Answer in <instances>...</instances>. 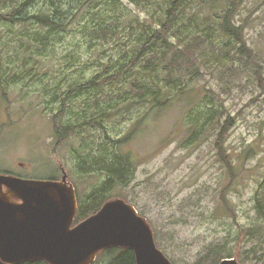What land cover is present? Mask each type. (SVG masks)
I'll use <instances>...</instances> for the list:
<instances>
[{
  "label": "rangeland",
  "instance_id": "rangeland-1",
  "mask_svg": "<svg viewBox=\"0 0 264 264\" xmlns=\"http://www.w3.org/2000/svg\"><path fill=\"white\" fill-rule=\"evenodd\" d=\"M121 1L129 10L123 18L110 21L111 29L119 34L107 42L100 39L91 45L81 33L80 27L92 17L91 10L85 8L82 19L65 34L64 44L40 70L6 64L9 50L0 58V174L27 181H61L66 177L81 195L105 180L101 175L82 176L73 170L77 163L74 149L100 138L103 132L86 129L81 136L59 144L53 115L61 108V101L51 100L56 94L65 98L72 83L86 82L105 72L118 50L131 49L126 34L131 31V15L142 23L150 16L147 9ZM123 7L120 5V10ZM238 21L248 22V44L264 65V0H243ZM184 24L189 22H180L177 31L184 30ZM135 33H143V28ZM71 53L76 54L77 62L66 60ZM211 53L206 51L204 55L202 76L184 94L174 95L166 108H151L139 132L125 147L134 153L139 165L134 182L117 194L143 215L173 264H195L220 248L234 253L236 258L232 259L237 260L238 255L258 246L257 240L247 236L246 228L259 220L254 200L264 182V89L255 79L237 72L238 62L228 63L223 72ZM206 98H213L220 110L225 107L224 119L235 117V126L223 141L233 158L230 172L218 156L215 130L198 145H187L188 116L206 110ZM75 100L80 110L92 103L84 98ZM145 107L127 110L125 116L106 122L108 131L113 135L126 132ZM62 118L66 122L69 115ZM253 148L259 151L253 158L240 155L249 149L246 155H251ZM255 252L247 254L249 264H261L252 261V257L262 255L261 248L256 247Z\"/></svg>",
  "mask_w": 264,
  "mask_h": 264
},
{
  "label": "trees",
  "instance_id": "trees-1",
  "mask_svg": "<svg viewBox=\"0 0 264 264\" xmlns=\"http://www.w3.org/2000/svg\"><path fill=\"white\" fill-rule=\"evenodd\" d=\"M126 1L147 9L150 16L142 23L131 15V31L126 32L131 49L118 50V56L110 59L105 72L89 81L72 83L65 98L56 94L51 100L61 101V108L53 115L54 136L59 144L64 145L72 137L81 136L86 129L103 132L100 138L81 144V149L73 151L74 161H77L73 166L75 174L105 177L88 194L81 195L75 186L78 198L75 225L96 214L112 199H124L130 203L117 193L134 182L139 164L134 153L125 147L139 132L138 127L143 125L151 108H166L174 95L184 94L189 85L202 76L206 51L212 52L211 57L223 72L228 63L238 62L237 72L255 79L264 89V65L246 38L248 22L238 23L243 0ZM120 5L124 9L120 10ZM85 8L91 10L92 17L80 27V31L89 38L91 45L96 44L95 40L107 42L119 34L111 29L114 27L110 21L123 18L125 11L129 10L121 0H0V58L9 50L6 64L40 70L44 61L64 44L65 34L82 19ZM185 20L189 25L184 24V30L177 31L179 23ZM140 27L143 33H135ZM65 58L77 62L75 53L67 54ZM74 98H84L92 103L80 110ZM142 106L146 107L138 113V118L132 119L133 125L126 132L113 135L108 131L106 122ZM224 110V106L223 110L216 108L213 98H206V110L197 115L191 112L188 116L190 135L186 141L187 145L196 146L215 130L218 156L230 172L234 168V165L229 166L233 158L224 149L223 141L235 126V117L230 115L224 119ZM64 114L69 115L66 122L62 118ZM249 150L240 155L253 158L254 154H259L253 148L252 154L246 155ZM254 208L259 220L246 228V234L251 241L257 240L256 247L262 250V255L252 257V261L264 264V182L257 191ZM156 244L161 249L158 240ZM256 247L238 255L240 264H249L247 254H256ZM232 258H236L234 253L220 248L199 258L195 264H220L224 259ZM92 264H136V260L132 250L113 248L101 252Z\"/></svg>",
  "mask_w": 264,
  "mask_h": 264
},
{
  "label": "water",
  "instance_id": "water-1",
  "mask_svg": "<svg viewBox=\"0 0 264 264\" xmlns=\"http://www.w3.org/2000/svg\"><path fill=\"white\" fill-rule=\"evenodd\" d=\"M77 208L75 188L66 177L46 182L0 174V264H92L113 248L132 250L136 264H172L133 205L110 200L73 227Z\"/></svg>",
  "mask_w": 264,
  "mask_h": 264
},
{
  "label": "bare ground",
  "instance_id": "bare-ground-1",
  "mask_svg": "<svg viewBox=\"0 0 264 264\" xmlns=\"http://www.w3.org/2000/svg\"><path fill=\"white\" fill-rule=\"evenodd\" d=\"M47 182V181H46Z\"/></svg>",
  "mask_w": 264,
  "mask_h": 264
}]
</instances>
